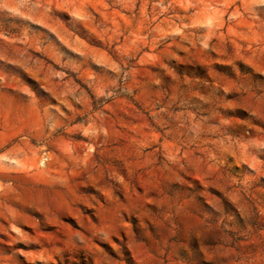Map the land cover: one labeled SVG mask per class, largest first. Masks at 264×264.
<instances>
[{"label":"rangeland","instance_id":"1","mask_svg":"<svg viewBox=\"0 0 264 264\" xmlns=\"http://www.w3.org/2000/svg\"><path fill=\"white\" fill-rule=\"evenodd\" d=\"M0 264H264V0H0Z\"/></svg>","mask_w":264,"mask_h":264}]
</instances>
